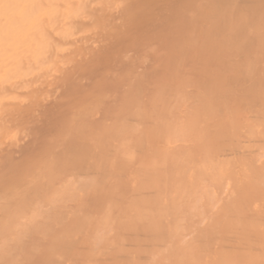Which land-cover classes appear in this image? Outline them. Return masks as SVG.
Listing matches in <instances>:
<instances>
[{
  "label": "bare ground",
  "instance_id": "bare-ground-1",
  "mask_svg": "<svg viewBox=\"0 0 264 264\" xmlns=\"http://www.w3.org/2000/svg\"><path fill=\"white\" fill-rule=\"evenodd\" d=\"M127 1L0 0V264H264V0H166L151 81L94 93Z\"/></svg>",
  "mask_w": 264,
  "mask_h": 264
},
{
  "label": "rangeland",
  "instance_id": "rangeland-1",
  "mask_svg": "<svg viewBox=\"0 0 264 264\" xmlns=\"http://www.w3.org/2000/svg\"><path fill=\"white\" fill-rule=\"evenodd\" d=\"M133 1V2H132ZM145 0H130V1H127V2H131V3H129V5H128V3H126L125 2V8H128L130 5V7H129V10L130 11H132V12H134V10H135V12L136 11H138V12H134L135 14H137V15H135L134 13H133V16L135 15V17H129L128 15L126 16V14H125V12L126 11H120V10H118V12H114V14H112V12H111V14L113 15V17H114V19H112V16H110V17H108L109 19H107V24L106 23H103V22H105L106 21V19H103L102 20V18L99 20V19H97V20H99L98 22H96V24L97 25H99V26H102V23L104 24L102 27H99V29H97V30H100V31H102V33L100 34V37H99V34H97L98 32L96 31V36L98 37V38H100V39H102V38H106V39H113L114 37H115V34H117V32H120V33H122V34H124L123 35V39H122V41L123 42H125V44H123L122 43V46H121V44L120 45H116V43L115 44H111V43H109V44H105L104 46L103 45H101V44H103V42L101 41V40H97L98 42H96L95 43V45L92 43V49L90 48V45L87 47V50L88 51H90L89 53L92 55V56H96V55H101L102 56V61L101 62H99L100 63V65L98 64V65H95L94 66V69H93V71H94V73L96 74V76H97V83H101L99 86H94L93 87V89H95L93 92L95 93L96 91L98 92V94H111L112 93V87L110 86H106V85H104L103 86V84L105 83H103L102 84V81L106 78V76H107V74L111 71V69H117L118 68V66H120L121 65V67H123V68H125L126 67V69L128 68V69H130L131 70V72H132V70H135V71H143V69H144V72H143V74L145 75L146 73L147 74H149V79H147L146 78V81H147V83H149L150 81H151V79L152 78H150V77H152V76H150V75H152V71L153 70H151L152 68H151V63H152V65L154 64V62L155 63H158V62H160L161 61V55H160V53H159V49H157V48H152V45H153V47H154V45H156L157 44V41H160V40H154L153 41V38L152 39H150L149 41L151 42H148V39H147V42H146V38L145 37H147V35H148V33L151 35L152 33H151V31L155 34H153L154 35V37L155 36H157V35H159L158 33L160 32L159 31V29L160 28H162V27H160V26H163V25H159L160 23L159 22H161V23H163L164 24V21L166 20L167 21V18H168V16H166V12H165V10H162V9H164V8H162V6L163 7H165V9L166 10H168L169 9V5H172V3L171 4H168V2L170 1L171 2V0H169L168 2L166 1V0H164V1H166L167 2V4H166V2L164 3V4H166L165 6L164 5H158V2H160L161 0H157L158 2H156V0H151L150 2H148L149 4H144V3H146V2H144ZM152 1H154V2H152ZM173 1V0H172ZM162 2V1H161ZM134 3V4H133ZM154 4H156V5H154ZM126 5H128L127 7H126ZM137 7V8H133V7H135V6ZM152 6V7H151ZM156 6H159V7H156ZM147 7H148V9H147ZM155 7V9H154V11H153V8ZM158 8V9H157ZM134 9V10H133ZM151 9V10H150ZM158 10V11H157ZM160 10V11H159ZM152 12L151 14L149 13V12ZM156 11V12H155ZM145 12H147V13H145ZM158 12H161V13H158ZM168 12V11H167ZM144 13V14H143ZM165 14V15H164ZM144 16V17H143ZM141 17V18H140ZM127 21H126V20ZM144 19H146V20H144ZM126 21V22H125ZM129 21V22H128ZM141 21V22H140ZM101 23V24H100ZM150 23V24H149ZM106 24V25H105ZM114 24V25H113ZM152 24V25H151ZM149 25V26H148ZM150 25H151V27H150ZM159 26V27H158ZM126 27V28H125ZM102 28V29H101ZM125 28V29H124ZM157 28V29H156ZM157 30H158V32H157ZM161 30V29H160ZM128 31V32H127ZM150 31V32H149ZM106 33V34H105ZM127 33H128V35H127ZM157 34V35H156ZM103 35H104V37H103ZM111 35V36H110ZM140 37H139V36ZM150 35H148V36H150ZM161 35V34H160ZM159 35V36H160ZM107 36H110V37H107ZM132 36V37H131ZM152 36V35H151ZM150 36V37H151ZM163 36V35H162ZM139 37V38H138ZM144 37V38H143ZM153 37V36H152ZM161 37V36H160ZM158 38V39H161V38ZM164 37V36H163ZM129 38V39H128ZM148 38V37H147ZM130 40V42L132 41V43L130 44L128 41ZM153 41V42H152ZM113 43V42H112ZM149 44V45H146V44ZM96 44H97V47H94V46H96ZM137 44V45H136ZM116 45V46H115ZM105 49H104V48ZM88 48H90V49H88ZM98 48V49H97ZM99 48H101V50H100V52H99ZM96 49V50H95ZM104 49V50H103ZM98 50V51H97ZM96 53H95V52ZM104 52H105V54H104ZM100 53H102V54H100ZM104 54V55H103ZM105 56V57H104ZM106 56L108 57V56H110V60L109 61H105L106 59ZM119 56V57H118ZM121 57V58H120ZM105 59V60H104ZM143 59V60H142ZM150 59V60H149ZM152 59V60H151ZM148 60V61H147ZM112 61V62H111ZM117 62V63H116ZM87 64V65H86ZM106 64H107V66H106ZM112 64H114V65H112ZM119 64V65H118ZM145 64V65H144ZM85 65L86 66H83L84 68H87L88 67V63H85ZM144 66H146V67H144ZM149 69H148V68ZM151 68V69H150ZM97 71H96V70ZM107 70H110L109 72H106ZM134 71V73H137V72H135ZM148 71V72H147ZM146 72V73H145ZM98 73V74H97ZM102 73V74H101ZM98 76H104L103 78H100V77H98ZM147 76V75H146ZM101 79V80H100ZM132 79V78H131ZM145 79V78H144ZM100 80V81H99ZM134 81V80H133ZM82 82H84L83 80H82ZM96 83V84H97ZM107 87H109V88H107ZM92 89V90H93ZM93 92H90V93H88V94H86L85 96H83V98H86L87 99V101H88V99L90 100V98H91V96H92V94L91 93H93ZM96 92V93H97ZM86 99H84V100H86ZM93 109V111H91ZM90 110V109H89ZM91 110L90 111H88L87 112V114H86V119L87 120H89V122H91V120L90 119H93L92 121H93V123H90V124H88V123H86L87 125L84 127L85 129L87 128V130L86 131H84V132H82L83 133V135L82 136H84V139L86 140V141H88L89 140V138H91V136H89V138L85 135V134H89L90 132L92 133L93 131H92V129H94L95 127H101L102 126V124L103 123H105V122H107V121H109L110 120V118H108L107 117V114H106V117H102V116H104L105 115V113H103V115H102V111L101 112H99L98 111V109L97 108H91ZM95 110H97L98 111V113H97V111H95ZM101 110V109H100ZM93 112H95V113H93ZM100 113V114H99ZM98 115V117H97V115ZM87 115L90 117V118H88L87 117ZM96 117H95V116ZM102 117V118H101ZM50 117H48V119H47V117L46 118H43V119H41V120H39V122L38 123H36V125L37 124H40L41 125V127H45V126H48V127H50V126H52L53 124H54V126H55V124H59L58 126H62V125H65V126H68V119L66 120V117L65 118H58V119H60V120H58V121H56L55 123H53L50 119H49ZM95 118H97V119H95ZM98 118H99V120H98ZM108 118V119H107ZM94 119H95V121H99L100 123L102 122V124H95V121H94ZM63 120V121H62ZM67 122V123H66ZM53 123V124H52ZM62 123V124H61ZM42 124H47V125H42ZM65 126H62V127H65ZM38 127V126H37ZM40 126H39V128H41ZM67 127H65V129H66ZM96 129H99V128H95L94 130H96ZM89 130H91L90 132H89ZM97 131V130H96ZM86 132V133H85ZM36 134V132H33V135H35ZM91 133L89 134V135H91ZM93 133H95V132H93ZM93 136V135H92ZM57 144V143H56ZM76 146H78L79 144L78 143H74ZM58 145V144H57ZM47 145H44V146H42L41 148V150H43V147H46ZM58 146H60V145H58ZM71 146H73V145H71ZM76 146H73V147H76ZM49 148V146L47 147V148H44V149H48ZM41 156H43L42 154H40V155H37V157L35 156V158L36 159H39V160H41L42 159V157ZM41 158V159H40ZM91 206V205H90ZM90 206H88V210H89V208H90V210H92L93 211V208L92 207H90ZM89 210V211H90Z\"/></svg>",
  "mask_w": 264,
  "mask_h": 264
}]
</instances>
